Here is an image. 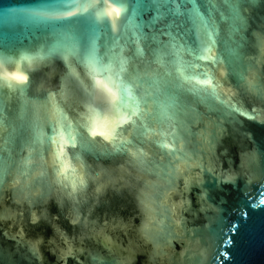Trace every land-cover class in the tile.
Segmentation results:
<instances>
[{
  "label": "water",
  "instance_id": "1",
  "mask_svg": "<svg viewBox=\"0 0 264 264\" xmlns=\"http://www.w3.org/2000/svg\"><path fill=\"white\" fill-rule=\"evenodd\" d=\"M0 67V264H264V0H0Z\"/></svg>",
  "mask_w": 264,
  "mask_h": 264
},
{
  "label": "snow or ice",
  "instance_id": "2",
  "mask_svg": "<svg viewBox=\"0 0 264 264\" xmlns=\"http://www.w3.org/2000/svg\"><path fill=\"white\" fill-rule=\"evenodd\" d=\"M107 14V12H106ZM0 79L6 80L13 85H23L25 80L27 79L26 75L19 70L16 71H5L2 67H0ZM208 83V82H206ZM103 86L102 82H98ZM115 99V97H113ZM115 128V122L112 121L109 123V120L105 119L103 122L96 121L95 126L92 129L91 135L93 137H102L106 141H111L112 132ZM63 151V150H61ZM261 203L264 204V200H261Z\"/></svg>",
  "mask_w": 264,
  "mask_h": 264
},
{
  "label": "clouds",
  "instance_id": "3",
  "mask_svg": "<svg viewBox=\"0 0 264 264\" xmlns=\"http://www.w3.org/2000/svg\"><path fill=\"white\" fill-rule=\"evenodd\" d=\"M121 15V11L114 7L112 4H107V16L109 19H111L112 21H117L119 19ZM27 83V79L25 80L24 84ZM115 97V96H113ZM116 99V98H115ZM115 99L112 98L111 102H114ZM105 119L109 120L110 117H106ZM112 121H114L116 123V121L114 119H112Z\"/></svg>",
  "mask_w": 264,
  "mask_h": 264
}]
</instances>
